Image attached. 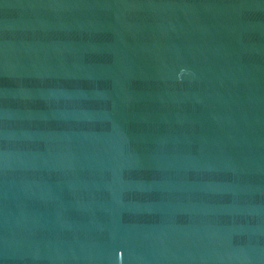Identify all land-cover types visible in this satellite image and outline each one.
<instances>
[{
	"label": "water",
	"instance_id": "water-1",
	"mask_svg": "<svg viewBox=\"0 0 264 264\" xmlns=\"http://www.w3.org/2000/svg\"><path fill=\"white\" fill-rule=\"evenodd\" d=\"M0 264H264V0H0Z\"/></svg>",
	"mask_w": 264,
	"mask_h": 264
}]
</instances>
